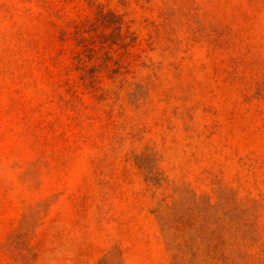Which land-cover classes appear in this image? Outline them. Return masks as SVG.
<instances>
[{
    "label": "rangeland",
    "instance_id": "rangeland-1",
    "mask_svg": "<svg viewBox=\"0 0 264 264\" xmlns=\"http://www.w3.org/2000/svg\"><path fill=\"white\" fill-rule=\"evenodd\" d=\"M0 264H264V0H0Z\"/></svg>",
    "mask_w": 264,
    "mask_h": 264
}]
</instances>
